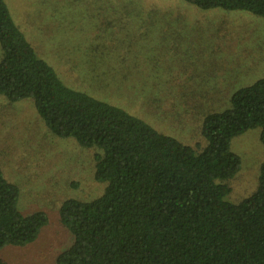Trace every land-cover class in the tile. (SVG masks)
<instances>
[{
    "label": "rangeland",
    "instance_id": "374dc122",
    "mask_svg": "<svg viewBox=\"0 0 264 264\" xmlns=\"http://www.w3.org/2000/svg\"><path fill=\"white\" fill-rule=\"evenodd\" d=\"M37 56L65 84L119 106L159 133L201 151L206 115L230 108L238 90L264 78V19L245 11L202 10L182 0H4ZM0 47V60L2 58ZM261 130L231 141L240 170L225 201L255 193L264 163ZM96 149L55 136L33 101L0 96V171L20 188L24 215L49 218L38 239L7 247V264H57L73 244L60 208L99 198Z\"/></svg>",
    "mask_w": 264,
    "mask_h": 264
},
{
    "label": "trees",
    "instance_id": "16d2710c",
    "mask_svg": "<svg viewBox=\"0 0 264 264\" xmlns=\"http://www.w3.org/2000/svg\"><path fill=\"white\" fill-rule=\"evenodd\" d=\"M202 10L245 11L264 19V0H182ZM0 96L33 101L60 139L96 149L93 201L66 200L61 223L73 235L57 264H264V163L257 190L225 201L241 159L231 141L260 129L264 144V78L236 91L230 108L206 115L201 151L159 133L125 109L68 86L41 60L0 0ZM21 190L0 171V252L34 243L49 224L24 215ZM0 264H7L0 260Z\"/></svg>",
    "mask_w": 264,
    "mask_h": 264
}]
</instances>
